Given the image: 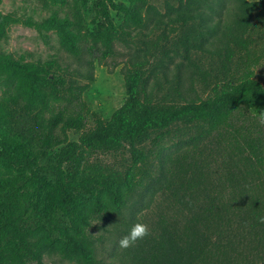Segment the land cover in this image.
Wrapping results in <instances>:
<instances>
[{"label": "trees", "instance_id": "trees-1", "mask_svg": "<svg viewBox=\"0 0 264 264\" xmlns=\"http://www.w3.org/2000/svg\"><path fill=\"white\" fill-rule=\"evenodd\" d=\"M59 1L64 17L51 6L41 27L56 30L74 58L89 56L92 68L115 54L121 34L149 29L156 16L151 29L164 26L161 36L170 25L188 30L175 51L183 59L178 68L186 65L189 81L201 78L211 92L183 94L178 79L161 97L163 87L150 85L144 70L149 61L136 60L123 71V105L87 129L75 107L83 89L67 85L71 71L0 52V264H44L47 255L68 264H248L264 249V85L250 39L264 2L177 0L161 14L152 0H96L90 29V0L72 7ZM112 11L124 16L120 28ZM7 20L0 10V41ZM160 39L149 44L155 51ZM192 51L219 69L202 71ZM178 124L195 130L177 140L171 129ZM72 131L81 133L78 141L70 140ZM147 140L148 152L135 147ZM128 145L132 163L123 171L92 163L99 154L123 155ZM202 145L221 157L206 178L196 161ZM197 189L204 200L194 205ZM135 223L146 225L147 235L120 247Z\"/></svg>", "mask_w": 264, "mask_h": 264}, {"label": "rangeland", "instance_id": "rangeland-1", "mask_svg": "<svg viewBox=\"0 0 264 264\" xmlns=\"http://www.w3.org/2000/svg\"><path fill=\"white\" fill-rule=\"evenodd\" d=\"M95 1L90 0V12L86 16V22L90 29H93L95 24L93 19L95 13ZM249 2H264V0H247ZM115 3L128 4L127 0H114ZM169 2L175 7H178L177 0H152V5L161 14L166 13V3ZM61 2L59 0H1L0 10L5 15L7 20V33L4 39L0 41V52L4 54H12L14 57L23 58L26 62L40 61L42 63L56 61L57 65L62 68L63 72H70L71 75L66 76L67 85H73L76 88L83 89L81 95V104L75 105L76 110H82V113L87 119V129L94 126L97 119L107 122L112 115L119 109L126 99V83L123 71L126 70L131 62L136 60L149 61L145 65L144 70L150 77V85L155 80L163 87L161 91H156L161 97L168 95L170 88H176L177 81L180 79V90L183 94L193 88L190 96H199L206 98L211 88H205L203 82L196 80L194 84L189 81V68H178V64L183 60L180 56L175 55V51L179 46L178 41L183 37V28L178 26L176 30L171 31V25L166 27L167 34L161 36L163 27L151 29L159 18L156 16L154 22L150 24L149 29L133 32V36L129 37L126 34H121L119 40L115 42V54L107 60L100 62L95 60V66L92 68L87 64L89 56L82 57L81 60L74 58L66 52L60 45L58 32L54 29H45L41 27L46 20L53 15L50 8L55 7L59 12V16L64 17L60 9ZM68 4L72 7L74 0H68ZM115 24L121 27L124 24V16L118 15L112 11ZM254 17V16H253ZM218 21V17H215ZM167 22V19H165ZM253 29L250 39L253 42L251 52L258 59L254 70L256 77L264 85V17H254L252 19ZM188 32V30H184ZM189 33V32H188ZM160 37V38H158ZM159 40L162 48L155 51L154 47H150V43ZM168 52V56L164 54ZM181 54L184 49H180ZM152 54V55H151ZM255 59V58H254ZM192 60L202 71H213L219 67L215 65L210 56L202 52L192 51ZM60 74L59 72H57ZM213 76L215 72H212ZM180 75V76H179ZM207 81L212 86L214 84L213 77H207ZM6 88L0 85V97L3 96ZM195 129H187L184 124L175 125L171 131L172 134L179 133L177 140L185 139L194 132ZM80 132H70V140L78 141ZM156 135V134H155ZM153 135V136H155ZM145 152H148L152 147L151 141L147 140L142 144H136ZM189 151V149H188ZM130 146H127L125 153L115 154H99L92 163L97 164L105 171L111 172L114 169L124 170V166L132 163ZM221 157L215 152L210 151L208 147L201 146V151L198 152L196 161L199 163V169L203 176L210 177L218 168V161ZM196 194L194 205L200 204L204 200V194L201 189H197L192 194ZM160 194L157 195L159 200ZM156 200V199H155ZM148 202V198L146 199ZM157 203V201H156ZM149 213L148 209L139 216L140 219ZM109 235V233H105ZM107 239V238H106ZM256 255L250 259L248 264H264V249L256 252ZM30 264H37L35 262ZM44 264H68L58 255H47L44 259Z\"/></svg>", "mask_w": 264, "mask_h": 264}, {"label": "clouds", "instance_id": "clouds-1", "mask_svg": "<svg viewBox=\"0 0 264 264\" xmlns=\"http://www.w3.org/2000/svg\"><path fill=\"white\" fill-rule=\"evenodd\" d=\"M262 222H264V217H261ZM147 226L141 223H135L129 229L128 234L120 240V247L127 248L134 244L138 239L144 238L147 235Z\"/></svg>", "mask_w": 264, "mask_h": 264}]
</instances>
